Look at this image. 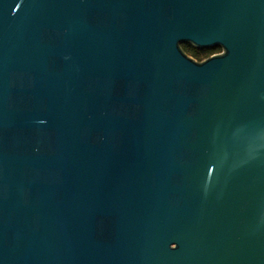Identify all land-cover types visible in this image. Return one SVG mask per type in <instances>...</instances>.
Instances as JSON below:
<instances>
[{
    "label": "water",
    "instance_id": "obj_1",
    "mask_svg": "<svg viewBox=\"0 0 264 264\" xmlns=\"http://www.w3.org/2000/svg\"><path fill=\"white\" fill-rule=\"evenodd\" d=\"M0 264H264V0H0Z\"/></svg>",
    "mask_w": 264,
    "mask_h": 264
},
{
    "label": "trees",
    "instance_id": "obj_2",
    "mask_svg": "<svg viewBox=\"0 0 264 264\" xmlns=\"http://www.w3.org/2000/svg\"><path fill=\"white\" fill-rule=\"evenodd\" d=\"M181 46L187 54H189L190 56H192L193 58L197 60L206 58L207 56L213 53L219 52L221 50L219 47L199 49V48H195L191 46L188 43H183L181 44Z\"/></svg>",
    "mask_w": 264,
    "mask_h": 264
}]
</instances>
